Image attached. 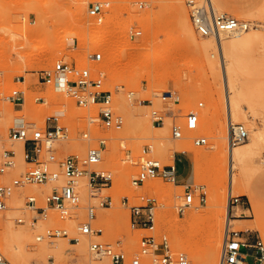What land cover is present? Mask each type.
Wrapping results in <instances>:
<instances>
[{"label": "rangeland", "instance_id": "rangeland-1", "mask_svg": "<svg viewBox=\"0 0 264 264\" xmlns=\"http://www.w3.org/2000/svg\"><path fill=\"white\" fill-rule=\"evenodd\" d=\"M90 1L94 0H0V142L16 152L14 166L0 175V182L19 177L31 166L16 149L21 142L7 138V128L15 117L43 129L45 116H58L67 135L53 140L51 149L40 156L53 169H59V162L68 154L82 155L104 139L102 157L96 165L112 174L110 182L100 190L88 184L86 175L80 176L85 178V184L81 187L82 195L77 187L78 178L75 181L77 206L62 218L49 208L47 218L33 226L29 223L32 211L25 205L27 196H36L37 204L44 206L45 195L62 178L43 184L24 183L15 188L6 200V209L0 211L1 256L10 264H46L48 256L74 264H92L93 260L99 264L89 244L100 241L111 245L119 242L117 245L128 262L137 253L141 236L149 231L130 225L129 208L122 204L121 198L137 200L146 193L156 204L152 234L156 237L165 234L168 239L172 256L168 264H203V255L211 243L219 260L225 216L215 222L211 216L215 215L216 207L208 203L218 193L227 204L229 147L224 88L215 49L217 40L221 43L228 90L237 101L230 118L232 123L243 124L248 133L244 141L232 146L240 148L242 154L234 168L240 182L234 185L231 194L239 196L244 204L238 206L242 209L238 213L242 220H236L230 227L246 230L245 236L259 237L264 242V0H211L218 12L250 22L249 28L238 36L220 33L219 39L201 37L193 30L185 0H99L107 3L99 18L87 14ZM179 4L187 16L192 37L179 21L176 10ZM104 19L109 21L102 29ZM135 29L140 34L130 37L129 31ZM94 38L99 40L95 42ZM91 51L101 52L99 62L87 58ZM58 60L102 68V87L110 91L111 107L123 119L120 128L101 125L97 118L98 104L80 106L63 91L39 82L37 74L49 70ZM17 76L21 82L16 80ZM14 88L23 90L24 101L20 106L5 98ZM164 91L173 92L177 99H161ZM152 109L163 114L162 123L152 121ZM189 111L198 114L199 125L194 130L184 129ZM174 126L182 129V137H173ZM197 134L206 137L205 144L192 143ZM183 149L200 154L199 173L194 174L193 156L177 151ZM19 157L23 163H19ZM147 157L161 164H172L175 160L176 181L185 179L186 184L203 185L205 202L198 204L195 193V201L180 213L177 207L184 190L176 181L153 177L133 185L131 177ZM246 190L256 197L255 211L247 200ZM105 196H110L111 205L99 206ZM90 205L95 211L91 228L100 229L97 235L81 226ZM200 210L207 214L203 222L187 215ZM18 217L24 221L17 222ZM257 217L261 220L259 228L239 227L247 222L254 224ZM48 226L64 228L67 235L37 240L35 236ZM213 234L220 239L218 247ZM72 237L77 241L71 240ZM147 261L148 255H143L141 264Z\"/></svg>", "mask_w": 264, "mask_h": 264}, {"label": "built area", "instance_id": "built-area-1", "mask_svg": "<svg viewBox=\"0 0 264 264\" xmlns=\"http://www.w3.org/2000/svg\"><path fill=\"white\" fill-rule=\"evenodd\" d=\"M185 6L193 30L201 37L214 36L219 39L220 33L224 32H244L250 26L248 20L238 19L225 12H218L212 5L211 0H185ZM107 3L94 0L88 3L86 12L89 17L99 18L98 16L105 11ZM140 34V30H130L129 36ZM87 58L92 62L101 60L100 51H91L87 53ZM103 70L93 64H80L76 62H67L58 60L49 70H41L37 74L39 82L52 85L55 90L63 91L74 99L80 106H89L98 104L97 118L104 128L118 129L122 126V117L115 113L111 107V93L102 87ZM16 80L21 82L20 76ZM23 81V79H22ZM132 94V93H130ZM5 98L15 106H20L24 101L23 90L14 88ZM177 96L171 91H164L161 99ZM38 99H42L38 97ZM144 101V100H140ZM150 103L149 100H147ZM198 105H201L199 103ZM152 121L156 124L163 122V114L155 109L151 110ZM1 117V111H0ZM199 125L198 114L189 111L184 118V129L194 130ZM7 138L12 141L21 142V155L23 159L30 163L19 177L12 178L8 182H0V211L6 209V200L13 190L24 183L52 182L59 177L62 182L53 185L48 194L44 197L45 205H38L36 196L29 195L26 198V206L32 211L29 223L33 226L38 220L47 218V209H53L58 213L59 218L67 215L69 210L77 206L79 201L78 191L75 190V181L82 175H86L88 184L95 189L100 190L110 182V174L104 170H96V165L102 157V150L105 147V140L100 139L94 146L86 149L85 153L79 155L71 153L65 156L59 162V169L51 168L45 161L40 159L43 151L51 149L52 141L58 137H66L67 130L59 124L57 115H47L44 118V127L35 128L29 126L22 118H13L8 126ZM247 130L241 123L231 121L230 116L227 119L226 141L227 147L239 144L247 138ZM86 137V133L82 134ZM174 138L182 137V129L179 126L172 128ZM192 143L203 145L206 143V137L197 134L193 136ZM149 147V146H148ZM151 147V146H150ZM14 149L6 148L3 141L0 142V175L14 166ZM176 167L172 164H161L153 158H145L140 164L137 173L131 177L133 185H140L147 178L161 177L170 182H175ZM184 196L182 202L178 205V212L182 213L185 208L192 205L195 201V193L198 204H202L206 199V192L203 185H183ZM123 205L129 208V222L134 228H143L149 231L148 234L141 236L137 253L133 254L130 261L125 262V253L118 246L109 243L94 241L89 244V250L99 264H141V257L148 255V261L145 264H168L172 262L168 239L165 234L156 237L152 234L155 223V199L146 193L140 194L137 200H130L128 196L121 198ZM244 202L237 195L228 193L227 207L229 213L237 206H243ZM99 206H110V196H105L98 202ZM95 217L94 206H87L86 221L82 223V228L89 230L97 235L99 228H91V221ZM17 222H23L20 217ZM246 230H237L225 225L223 230L221 248L218 264H264V242L259 237H248L243 233ZM67 231L58 226L45 227L35 238L40 240L43 237L66 236ZM77 241V238H70ZM0 261L10 264L0 254ZM46 264H74L70 261H58L52 256H48Z\"/></svg>", "mask_w": 264, "mask_h": 264}, {"label": "bare ground", "instance_id": "bare-ground-1", "mask_svg": "<svg viewBox=\"0 0 264 264\" xmlns=\"http://www.w3.org/2000/svg\"><path fill=\"white\" fill-rule=\"evenodd\" d=\"M176 10H177V13H178V16H179V21L182 24V27L184 28V31L189 35L190 29H189V26H188V24H189L188 21H187L188 19H187V16L182 12V7L180 6V4L178 6H176ZM108 21L109 20H105L104 19V21L102 22V29H105V27L108 25ZM254 28H256V27H254ZM224 33H228V32H224ZM240 33L241 32H233L232 34H234L235 36H238V34H240ZM190 35H191V33H190ZM191 37H192V35H191ZM92 40L97 42L99 40V38H94ZM215 45H216L215 49H217V56H218L217 59L219 60L218 62H219V66H220V69H221L220 78H221L222 85H223V88H224V93H223V96H224L223 97L224 98L223 101L225 102V106H224L225 108L224 109H225L226 116L228 118L229 116L232 117V110H234L236 108L237 101H236L235 95H230V90H228L226 73H225V69H224V59H223V55H222V48H221L220 40H217ZM213 54L210 53V55L212 57H215V55L213 56ZM26 59H25V62H24L25 65L27 64V60ZM28 59H30V58H28ZM231 90H234V88L231 87ZM262 136H264V132H262ZM16 149L18 151H20L21 150V144H17ZM183 150H185V149H183ZM241 154H242V150L240 148H237V147H231L230 148L229 147V149H228V152H227V163H228V167H227V183H228V186H227V188H228V193H231L233 188H234V185L238 184L240 182L239 178L236 177V174L234 173V168L236 167V161L238 160V158H239V156ZM193 155H194V161H195L194 162V164H195L194 165V172H195V174H197V173L200 172V169H201L200 168L201 160H200V156H199L200 154L198 152H194ZM18 161H19V163H23V159H21V157H19ZM101 167H103V166L101 165ZM94 168L96 170H98V171L99 170L103 171L105 169V168L104 169H100V164L95 165ZM84 184H85V178L84 177L78 178L77 187H80V192L82 193V195L84 194V189L81 188V187L84 186ZM245 194L247 196V200H248L252 210L255 211L257 209V205L258 204L256 202V197H255L254 193L251 190H246ZM209 197L211 199L212 195H210ZM211 200L212 201L208 203V206H212V207L215 206L216 207V209H214V211H216V213L215 212L213 213L215 215L211 216V218H213L215 222H219V220L221 218H223L224 216H225V224H229L230 225L232 223L237 222V221L231 220V218L229 216L230 213L228 211L227 204L225 203L224 196L222 194H218L217 193V195L214 196V198H212ZM209 208H211V207H209ZM204 211L205 210H200V211H198L196 213L188 212L187 215H188V217H190L194 221L198 220V221H202L203 222V220H206L205 218H207V214L205 213L206 211L205 212ZM233 213H235V211ZM208 217H210V215ZM258 219H259V217L256 218V221L252 219L253 221H255L254 224L249 223V222L245 223V225H244L245 227L244 228H259L260 225H261L259 221H261V220L258 221ZM65 222H67V221H65ZM69 222L71 223V221H69ZM69 222H67V223H69ZM72 224H73V222H72ZM213 236L215 238V245H216V247H218L220 239L216 238L215 234H213ZM219 236L220 235H218V237ZM215 253L216 252L214 251V244L211 243L209 245V248L205 251V253L203 255L204 256L203 259H202L203 264H216V263H218V256ZM91 263L92 264H98V262L94 261V260L91 261ZM0 264H5V262L4 261H0Z\"/></svg>", "mask_w": 264, "mask_h": 264}, {"label": "crops", "instance_id": "crops-1", "mask_svg": "<svg viewBox=\"0 0 264 264\" xmlns=\"http://www.w3.org/2000/svg\"><path fill=\"white\" fill-rule=\"evenodd\" d=\"M1 122V121H0ZM21 148H22V145H21ZM15 151V150H14ZM177 151H180V152H186V153H188L189 155H192L193 156V160H194V155H193V153H191V152H188V151H185V150H177ZM20 153H21V150H20ZM16 156V155H15ZM174 165H175V160H174ZM194 174H195V172H194ZM186 180L184 179V180H182V181H176V183H178V186L179 185H185L186 184V182H185ZM242 209L240 208V207H236V208H234L233 209V212L235 211V213H232V216L233 217H230L231 218V220H234V221H236V220H242V219H239V211H241ZM244 210V209H243ZM231 214V213H230ZM245 223H243V224H241V225H239L240 226V228H242V229H249V228H244L245 226Z\"/></svg>", "mask_w": 264, "mask_h": 264}]
</instances>
